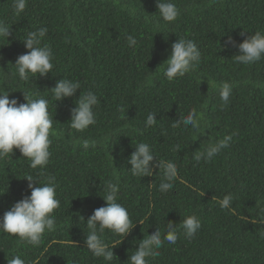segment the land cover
Here are the masks:
<instances>
[{
    "label": "trees",
    "instance_id": "obj_1",
    "mask_svg": "<svg viewBox=\"0 0 264 264\" xmlns=\"http://www.w3.org/2000/svg\"><path fill=\"white\" fill-rule=\"evenodd\" d=\"M172 2L180 15L166 23L156 0H27L18 15L14 0H0V21L12 33L0 38V91L18 103H26L24 93L47 99L54 119L45 167L29 169L30 160L18 149L0 159V218L27 191V175L41 184L54 176L60 200L56 230L46 231L39 246L0 231V264L14 254L25 264H130L139 241L156 228L163 234L168 222L177 226L178 239L164 241L147 264H264V56L242 64L233 58L238 47L224 46L228 37L239 45L256 31L264 33V0ZM42 27L48 30L43 43L52 49L53 69L45 77L20 80L14 66L28 51L23 39ZM129 35L135 46H129ZM180 38L197 44L201 60L194 71L169 81L163 64ZM60 79L81 87L56 102L50 91ZM222 82L232 85L226 105L216 87ZM88 91L99 101L96 123L77 132L69 125L71 109ZM193 109L202 113L198 130L173 127ZM150 113L157 123L147 127ZM226 136L232 137L228 147L211 160L195 159ZM84 140L95 146L84 149ZM140 142L157 159L176 164L170 190H159L158 167L147 177L131 174L127 160ZM109 180L119 182L118 202L133 225L124 238L105 230L111 262L95 257L84 243L88 218L106 206L102 197ZM227 194L233 196L231 209H221L217 201ZM189 215L201 223L191 239L180 227Z\"/></svg>",
    "mask_w": 264,
    "mask_h": 264
},
{
    "label": "clouds",
    "instance_id": "obj_2",
    "mask_svg": "<svg viewBox=\"0 0 264 264\" xmlns=\"http://www.w3.org/2000/svg\"><path fill=\"white\" fill-rule=\"evenodd\" d=\"M27 0H14V10L18 15L26 8ZM156 7L160 19L163 22H174L180 15V11L172 0H156ZM47 28H39L29 31L23 39L24 47L28 50L25 54L18 56L15 62L16 73L20 80L27 81L30 76H47L53 69V52L50 46L43 43L47 35ZM12 35L11 27L0 21V38H9ZM243 35V33H241ZM129 46H135L137 40L129 35L127 37ZM233 45L238 47L239 55L234 56L236 62L252 64L264 56V33L256 31L239 45L228 37L225 47ZM201 60V52L197 44L188 38H180L172 45L171 54L163 71L164 77L169 81L184 77L187 73L194 71ZM81 87L79 81L60 79L51 89L56 102L65 98L75 96ZM224 105L229 101L232 85L222 82L216 86ZM24 93V92H23ZM26 103H18L16 99H9V93L0 91V159L13 153L18 149L24 158L30 160L31 170L45 167L50 158V135L53 132V117L49 113V101L44 98L32 99L24 93ZM99 103L95 93L88 91L79 96L75 101L76 106L71 109L69 125L77 132H83L89 126L96 123L94 107ZM156 114L150 113L145 121L147 127L157 123ZM202 113L198 114L195 109L191 110L184 118H179L173 127L191 126L193 129L200 128ZM231 136L224 137L216 143H210L203 152L195 156L197 161L201 159L211 160L222 149L228 147ZM95 141L84 140L82 147L88 149L95 146ZM127 160L131 165L130 172L133 176L147 177L153 174V168L158 167L163 172V179L159 190L166 192L173 187V181L178 176L177 166L173 161L157 159L148 143L140 142L134 147ZM178 150V148H177ZM155 160V163H154ZM40 167V168H39ZM27 191L18 195L5 209L0 218V231L20 238L32 246H39L43 234L56 230L55 210L60 207V200L56 194V178L48 176L46 182L41 184L33 176L27 175ZM105 195L102 197L106 203L105 207L95 209L88 218L86 227L89 230L85 238L86 248L95 256L102 257L105 261L113 260V251L105 243L103 234L105 230L122 236H127L133 229L128 210L118 202L120 192L119 182L109 180L104 188ZM233 196L227 194L217 202L221 209H231ZM184 235L191 239L200 229L201 223L196 215L185 217L180 224ZM163 235V238H162ZM178 239L177 226L171 222L166 224L163 234L161 229L155 231L139 241L136 250L129 256L130 264H147V257L157 256V251L167 241L175 244ZM7 259V264H25L20 255H12Z\"/></svg>",
    "mask_w": 264,
    "mask_h": 264
}]
</instances>
